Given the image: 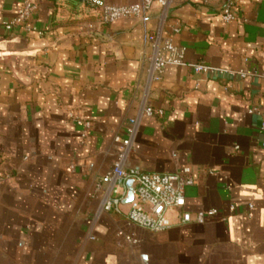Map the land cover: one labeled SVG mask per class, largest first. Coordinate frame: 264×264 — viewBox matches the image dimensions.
I'll return each mask as SVG.
<instances>
[{
    "label": "crops",
    "instance_id": "0c3cea01",
    "mask_svg": "<svg viewBox=\"0 0 264 264\" xmlns=\"http://www.w3.org/2000/svg\"><path fill=\"white\" fill-rule=\"evenodd\" d=\"M166 1L99 25L81 0H32L43 35L0 41V160L9 175L0 180V264H264V0ZM22 4L0 0V23ZM228 4L238 19L226 24ZM159 33L185 49L186 65L154 81ZM195 63L255 75H197ZM71 113L92 123L86 138ZM135 122L125 168L191 169L185 211H217L204 224L170 214L177 224L153 234L128 222L127 204L120 214L102 210L107 186L96 185L121 148L115 138L127 139Z\"/></svg>",
    "mask_w": 264,
    "mask_h": 264
},
{
    "label": "built area",
    "instance_id": "2783aa9c",
    "mask_svg": "<svg viewBox=\"0 0 264 264\" xmlns=\"http://www.w3.org/2000/svg\"><path fill=\"white\" fill-rule=\"evenodd\" d=\"M86 6L98 14L99 25H112L119 20L129 18H140L151 11L155 0H141L140 2L113 5L106 0H81ZM162 6L167 5L166 0H157ZM207 2L213 0H205ZM37 10V6L32 0H23L16 16L10 20L0 23V41L11 38L19 32L25 34L37 33L43 35L37 26L32 23V18ZM238 19L236 11L231 4L224 7L221 12V21L231 23ZM95 24H89L88 28L94 30ZM176 33L179 30H175ZM154 54L150 58L151 62V79L161 81L164 71L168 66H184L185 49L177 47L170 38H163L162 34L152 37ZM190 68L197 75H206L209 73H228L233 76L237 75L243 79L255 75L252 71L240 70L238 72L224 69H215L210 66L195 63L190 64ZM264 77V74L262 75ZM146 115H162V111L155 112L152 108H147ZM252 113V111H250ZM70 119L84 131L82 137L86 138L91 129L90 121L77 116L74 113L69 115ZM264 130V125L262 126ZM136 122L128 129V138L122 140L120 137L115 138V142L121 145L116 152L115 160L107 174L96 185V190H101L107 186L105 200L102 210L106 213H122L124 201L128 198L129 189L127 183L132 181L133 201L129 204L127 220L130 224L136 225L153 234L161 233L171 229L177 223L187 224L195 221L198 224H204L206 216H213L216 210L201 211L193 216L190 212L185 211L186 206V188L195 184V176L191 169L185 168L174 174H149L144 173L137 168H125V161L131 150L134 137L136 135ZM264 149V144L262 145ZM236 149H238L236 147ZM9 178L5 174L3 163L0 160V180ZM253 206L250 205V209ZM233 209V207H232ZM170 214L177 219L173 221ZM128 242L133 245L140 243L139 239L129 238Z\"/></svg>",
    "mask_w": 264,
    "mask_h": 264
},
{
    "label": "water",
    "instance_id": "95a60500",
    "mask_svg": "<svg viewBox=\"0 0 264 264\" xmlns=\"http://www.w3.org/2000/svg\"><path fill=\"white\" fill-rule=\"evenodd\" d=\"M132 181H129L127 183V187L129 189V193H128V198L124 201V204H129L130 202L133 201V191H132Z\"/></svg>",
    "mask_w": 264,
    "mask_h": 264
}]
</instances>
